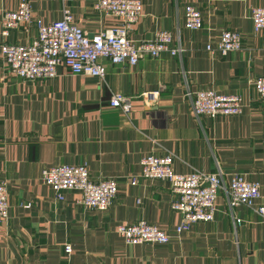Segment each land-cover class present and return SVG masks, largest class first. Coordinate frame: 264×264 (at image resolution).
Returning <instances> with one entry per match:
<instances>
[{
	"label": "crops",
	"instance_id": "crops-1",
	"mask_svg": "<svg viewBox=\"0 0 264 264\" xmlns=\"http://www.w3.org/2000/svg\"><path fill=\"white\" fill-rule=\"evenodd\" d=\"M19 1L0 0V45L36 38V25L1 33L4 11L17 9ZM28 1L33 19L50 24L68 10L89 35L120 22L96 11V0ZM189 4L203 15V28L186 29ZM256 6L264 7V0H143L131 39L167 30L185 50L135 65L103 59L104 80L64 65L54 79L29 80L9 70L0 47V173L10 206L0 225V264H264L263 218L246 205L230 208L225 191L216 197L214 220L195 222L169 243H126L119 233L120 225L143 218L168 232L182 223L169 182L141 177V159L152 153H173L180 173L221 167L226 184L242 174L261 184L264 203V100L255 89L264 75V29H253ZM226 29L241 33L242 49L211 54L206 46ZM188 86L237 94L244 111L196 117ZM156 91L151 101L147 94ZM114 93L129 97L130 112L112 106ZM57 164H86L94 180L115 178L117 199L106 210L83 205L78 189L57 199L41 177L43 167Z\"/></svg>",
	"mask_w": 264,
	"mask_h": 264
},
{
	"label": "built area",
	"instance_id": "built-area-1",
	"mask_svg": "<svg viewBox=\"0 0 264 264\" xmlns=\"http://www.w3.org/2000/svg\"><path fill=\"white\" fill-rule=\"evenodd\" d=\"M17 9L3 13L2 35L8 37L11 31L21 24L26 28L37 26L36 38L29 44H12L3 41L0 45L10 71L29 80L54 79L58 67L64 65L69 72L93 75L105 79L107 68L102 63L108 59L113 64L135 65L144 57L182 55L181 42L175 41L173 33L158 30L152 39L135 42L131 31L138 23L143 7V0H96L93 8L101 14H112L120 22L104 31L89 35L65 10L60 18L50 24H43L33 19V8L28 0H20ZM253 29H264V7L256 6L251 10ZM186 29L203 28V15L193 5L185 8ZM243 46L240 32L223 30L215 44L209 43L206 49L221 57L231 52L240 51ZM255 89L264 100V75L255 80ZM158 91L147 94L154 101ZM187 97L191 100L192 111L196 117L234 116L244 111V102L237 94H220L213 88L192 90L187 87ZM113 107L124 113L131 111L129 97L114 93L111 100ZM175 155L149 154L141 159V177L151 180H167L171 185L172 208L181 214L182 223L173 232L165 231L143 218L137 222L119 226V233L126 243L144 244L169 243L174 234L180 233L195 222H211L217 212L216 197L225 191L230 208L246 205L253 208L264 220V203H260L261 184L247 179L244 175L233 174L229 184L223 179L221 167L215 172L205 173L193 169L190 173H180L173 167ZM42 180L55 193L57 199H63L65 192L78 189L82 192L81 203L88 208L106 210L119 195L120 186L113 177L94 180L86 164H57L43 167ZM138 182L133 177L132 184ZM29 206L30 203L24 204ZM9 190L5 178L0 173V225L7 222L10 215ZM241 218H236L240 224ZM67 244L65 251L71 252Z\"/></svg>",
	"mask_w": 264,
	"mask_h": 264
}]
</instances>
